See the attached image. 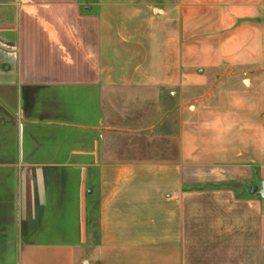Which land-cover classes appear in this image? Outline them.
<instances>
[{
    "label": "crops",
    "instance_id": "1",
    "mask_svg": "<svg viewBox=\"0 0 264 264\" xmlns=\"http://www.w3.org/2000/svg\"><path fill=\"white\" fill-rule=\"evenodd\" d=\"M224 64L263 66L264 0H0V218L15 263L188 264L186 202L204 195L205 239L264 264V200L245 192L264 160L217 159L231 148L196 139L185 114ZM202 167L216 184L196 192ZM222 168L245 170L242 190L218 186L237 179Z\"/></svg>",
    "mask_w": 264,
    "mask_h": 264
},
{
    "label": "rangeland",
    "instance_id": "2",
    "mask_svg": "<svg viewBox=\"0 0 264 264\" xmlns=\"http://www.w3.org/2000/svg\"><path fill=\"white\" fill-rule=\"evenodd\" d=\"M216 83H219V87L209 95L207 101L199 104L190 102L188 110L185 111V114H190L191 131L195 133L201 131L200 134L195 135V138L216 137L219 139L220 137L221 146H228L231 150H220L222 154H219L217 159H231L243 163L263 161L264 155L261 154V150H264V64L261 68L253 70L224 64L223 70L217 75ZM175 115L177 116V113ZM198 116L203 117V122L198 121ZM191 152V154L197 153V150H191ZM193 156L195 157L196 154ZM193 169L195 170H191L190 176L191 182H194L191 183V190L197 192L199 185H202V190L213 188L211 183L216 184V182L211 176V169L203 167ZM221 170L223 172L218 171V173L225 175L223 180L234 179L233 177L236 176L237 179L232 182L221 181L223 184H218L219 187L242 190L244 182L241 175L243 174L242 177L245 175V170L240 169L242 174L230 173L229 169L225 168ZM209 198L205 199L204 195L195 196L186 202L185 262L188 264H234L245 257L244 252L239 251L235 256L228 245L208 242L209 239H205V229H213L215 226L213 222L216 221L214 199ZM3 223V219L0 218V264H16L15 251L10 245L8 250L4 248L6 237H13V229L12 227L7 229L9 235L6 236ZM209 233L212 234V232Z\"/></svg>",
    "mask_w": 264,
    "mask_h": 264
},
{
    "label": "water",
    "instance_id": "3",
    "mask_svg": "<svg viewBox=\"0 0 264 264\" xmlns=\"http://www.w3.org/2000/svg\"><path fill=\"white\" fill-rule=\"evenodd\" d=\"M245 192L249 195H256L262 200H264V182H262L259 186H250L245 188Z\"/></svg>",
    "mask_w": 264,
    "mask_h": 264
}]
</instances>
